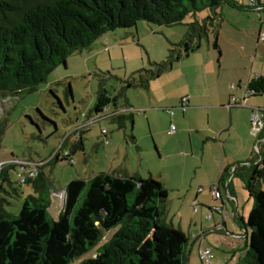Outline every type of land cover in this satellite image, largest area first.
<instances>
[{
	"label": "trees",
	"instance_id": "obj_1",
	"mask_svg": "<svg viewBox=\"0 0 264 264\" xmlns=\"http://www.w3.org/2000/svg\"><path fill=\"white\" fill-rule=\"evenodd\" d=\"M248 1L249 6L244 7L236 0H0V100L35 91L57 66L66 64L69 55L88 48L105 33L133 28L140 21L178 25L188 15L195 17L198 12L208 10L201 22L194 20L188 24L190 43L191 37L201 39L207 32L210 20L215 19L216 10L224 3L241 10L264 7L262 0H254L255 7ZM189 43L185 45L186 51ZM214 47L218 50L216 43ZM173 53L171 50L159 63H150L149 69L138 70L125 81L126 88L146 89L151 80L180 59V52ZM247 89L251 96L262 95L264 76L249 80ZM120 95L123 93L111 95L100 88L92 114L99 115L106 107L115 106ZM119 117L116 119L120 122ZM85 131L75 139L70 138L73 142L70 145L68 139L63 142L60 150L65 147L63 152L68 151L67 155L62 152L60 159L56 152L43 165L60 160L71 165L72 155L83 151ZM259 166L262 167L257 166L247 176L240 167L234 170V176L242 180L253 198L247 220L237 217L236 221L249 246L241 264H264L262 158ZM12 167L0 173V264H72L98 245L102 231L112 229L115 232L94 257L80 264H185L184 250L189 238L165 222L168 193L153 177L100 172L90 179H72L64 189L65 199L58 211L52 208V200L56 199L28 196L19 212L11 214L5 210L4 204L8 203L1 192H5V183L12 187L9 176ZM45 179L44 174L37 172L34 179L21 182L19 178L18 182L31 183L40 189Z\"/></svg>",
	"mask_w": 264,
	"mask_h": 264
},
{
	"label": "rangeland",
	"instance_id": "obj_2",
	"mask_svg": "<svg viewBox=\"0 0 264 264\" xmlns=\"http://www.w3.org/2000/svg\"><path fill=\"white\" fill-rule=\"evenodd\" d=\"M236 1L249 4L248 0ZM261 3L264 4V0ZM224 10L230 12L233 19L235 15H244V18L239 17L240 25L245 23L248 17L258 19L256 12L236 13L240 9L228 5H225ZM207 11L202 10L195 17L188 15L178 25L166 26L140 21L133 28L116 29L105 33L88 48L69 55L66 64L57 66L47 76L45 82L36 87L35 91L1 99L0 161L26 163L27 165L23 168L26 171L30 170L29 165L31 164L42 166L38 172L43 170L46 178L41 182L42 190H44L43 196H48L46 193L53 190L57 201L60 200L58 194L65 189L70 180L90 179L97 173H108L114 161H119L120 158H124L131 167L138 168L145 177L164 174L165 179H170L176 172L189 171L190 175L186 178L187 183L195 179L196 166L191 168L188 161L182 163L181 158L175 155L160 159L151 137H146L144 141L140 140L139 144L135 145L128 137L131 133V125L125 132L118 128L117 123L108 119H102L99 124L89 127L83 138V151H77L72 156L75 161L73 164L70 165L67 161L60 160L43 167V163H48L56 152L59 153V158H62V152L66 149L63 147L60 150L63 139L74 129L77 121L83 120L84 116L94 115L91 111L100 88H104L111 95H117L125 86V81L129 80L133 74L135 76L138 70L149 69L150 63L165 60L171 50H174L173 54H178L189 43L188 24L194 20L201 22V19L208 15ZM261 18L264 20V13L261 14ZM213 30L209 24L207 32L201 39L198 36L191 37L190 46L195 47L200 42L202 48L210 45L209 50L213 52L215 39ZM217 42L221 56L224 54L230 66L236 62H241L242 66L245 64L247 67L245 74L250 79L259 73L264 74V44H260L257 48L251 37L230 28H224ZM213 54L218 57L217 52L214 51ZM153 84L159 85L160 83ZM143 93L141 89L131 87L126 89L125 97L135 106L139 104L137 98ZM251 100L264 104V93ZM135 114L134 116H139V113ZM164 121L165 119L162 118L160 124ZM142 123L144 124L145 121ZM102 130L107 132V145L103 142ZM67 142V145H70L72 140L69 138ZM165 145L168 151H172L171 142L165 141ZM21 171L20 165L9 170L12 187L5 184V192H1L2 198L8 203V205L4 204L7 213L17 214L25 198L38 196L33 184L18 182V173L27 176L26 173H22L24 171ZM234 190L240 207L238 217L246 221L253 206V198L249 197L239 178L234 181ZM167 191L164 220L181 229L188 236L189 242L184 250L186 259H190L188 264H203L198 252L201 249L211 251L213 264L243 263L248 252V238L247 240L244 238V232L237 225L232 213V210L236 209L235 203H230L231 205L226 203L227 208L223 212V221H225L223 226L218 214L213 215V220L206 219L207 207L213 209L217 204L206 190L198 200L199 205L196 206L198 213L193 212L194 206L191 205V200H183L185 195L194 196L197 187L183 191L169 188ZM50 197L52 196L49 194L48 198ZM226 197V192L223 190L222 198L226 200ZM200 231L204 233L202 247L198 249V242H196L192 249V240L198 237V234L200 235ZM114 232L115 229L102 231L98 245L74 260L72 264H80L84 260L93 258L97 249L106 243ZM232 235L241 237V239L236 240L237 238Z\"/></svg>",
	"mask_w": 264,
	"mask_h": 264
},
{
	"label": "crops",
	"instance_id": "obj_3",
	"mask_svg": "<svg viewBox=\"0 0 264 264\" xmlns=\"http://www.w3.org/2000/svg\"><path fill=\"white\" fill-rule=\"evenodd\" d=\"M240 4L244 7L249 6L247 2H240ZM225 5L231 6L228 3L222 4L216 10L215 19L209 22L214 29L213 33H215L212 51L217 52L218 57L209 50L210 45L207 48H202L200 42L197 43V47H191L189 44L187 51L185 48L180 51V59L175 61L169 69L158 77L151 80L146 89L138 88L144 92L137 98L139 104L134 106L129 99H126L125 91L127 88L125 83V86L119 92L123 93V96L120 95L119 102L115 106L110 105V109L106 107L103 113L99 115H88L83 118V120L89 118L91 120L99 117V122L102 119L112 120L117 123L120 130L125 132L131 125V133L128 137L135 145L139 144L140 140L144 141L146 137H151L160 159L175 155L181 158L182 163L188 161L191 168L196 166L195 179L190 180L189 184L186 179L190 175L189 171L176 172L170 179H165L164 174L153 175V178L161 183L166 191L169 188L183 191L187 188L197 187L194 196H183V200H191V205L194 207L199 205L200 195L206 190L210 198L217 202L214 207H220L221 209V212L216 213L210 212L211 208L207 207V214L211 213V220H213L214 214H218L221 217L223 226L225 222L223 221V212L226 211L227 204L235 203L236 209L232 210V213L236 221L237 217L240 216L238 215L239 202L234 190V181L238 177L234 176V170L240 167L242 173L247 176L257 166L262 167L259 166L261 158L264 161V146L260 155L257 154L254 149L257 139L250 131L252 109L264 108V104L263 102L251 100L257 96L244 95L243 88L251 80L245 74L246 65L242 66L241 62H236L233 66H230L225 60L224 54L221 56V50L217 42V39L221 38L224 28H230L235 32H243L251 37L255 46L259 48L260 44H264L259 39L264 34V20L261 18L264 7H260V10L251 7L248 10L240 9L236 11V13L241 11L256 12L258 16V19L248 17V20L240 25L239 17L244 18L245 16L242 14L235 15V19H233L230 12H225ZM214 43L217 44L218 50L214 47ZM249 63L252 65L251 61ZM259 76H264V74L259 73ZM231 85H235L232 90L230 89ZM232 97L243 98L244 106H232ZM168 109L172 111V114L167 112ZM135 113H139V116H134ZM113 114L115 116H112ZM118 116L121 118L120 122L116 119ZM162 118L165 121L160 124ZM142 121H145V123L143 124ZM99 122L95 124H99ZM173 124H175L174 132L171 131ZM88 129H86L84 135ZM106 135L107 132L105 131L103 135L105 145L108 144ZM165 141L172 143V151H168ZM41 173L44 174L43 170H41ZM108 173L122 177L147 178L138 168L135 169L126 163L124 158L114 161ZM221 177L225 178L224 181L220 180ZM263 182L264 180L261 183L262 189ZM214 185L221 194V198L218 200L212 198L210 194V188ZM35 189L38 193L37 197L44 195L43 188ZM223 190L226 192V200L222 198ZM52 205V208H55L54 211L59 210L57 200H52ZM196 213H198V210ZM203 235L204 233L200 231V235L194 237L192 249L196 242H198V249L202 247ZM232 237L237 238L236 240L241 239L238 236L232 235ZM244 238L247 240L245 232ZM245 243L247 244V241ZM188 263H190V259L187 258L185 264Z\"/></svg>",
	"mask_w": 264,
	"mask_h": 264
},
{
	"label": "built area",
	"instance_id": "obj_4",
	"mask_svg": "<svg viewBox=\"0 0 264 264\" xmlns=\"http://www.w3.org/2000/svg\"><path fill=\"white\" fill-rule=\"evenodd\" d=\"M250 4L252 6H256V2L254 0H251ZM256 10H260V7H255ZM262 42H264V35H261V37L259 38ZM258 77V75H255L254 78L256 79ZM235 85H231L230 89H234ZM244 95H250L251 92L248 91L247 89V84L244 86ZM231 105L232 106H244V99L243 98H236V97H232L231 98ZM167 112L172 114V111L170 109L167 110ZM112 116H115V114H113ZM110 116V117H112ZM99 117L98 118H94V119H87V120H82L80 122H78L74 129L63 139V142L69 138L71 139H75L77 137H79V135L81 134V132L87 128H89L90 126L94 125L95 123L99 122ZM250 122H251V126H250V131L251 134L253 136L256 137V143L254 146L255 151L257 152V154L260 155L261 150L263 149L264 146V109L262 108H254L252 109L251 112V116H250ZM171 131L174 132V127H171ZM102 134H105V130H102ZM68 151H64L63 154L67 155ZM69 162L71 164L74 163L73 159H70ZM20 165L21 166V170L24 171L22 173H26L27 176H22L21 174H18L20 181L24 182L27 178H35L37 172H38V167L40 166L39 164H31L29 165L30 170L26 171L25 169H23L27 164L26 163H19L16 164L13 161H4L1 162L0 161V173L6 169L9 166H17ZM210 194L212 196V198L218 200L221 198V194L219 192V190L217 189V187L214 185L210 188ZM54 195H56L55 192H53L51 194L52 198L55 199ZM59 204L60 207L63 205L64 199H65V190H62L59 194ZM193 212H197V208L194 207ZM210 212H221L220 207H214L213 209L211 208ZM207 220H211L212 215L211 213H208L206 216ZM199 258L200 261L203 264H213V260H212V256H211V251L208 249H201L199 251Z\"/></svg>",
	"mask_w": 264,
	"mask_h": 264
}]
</instances>
